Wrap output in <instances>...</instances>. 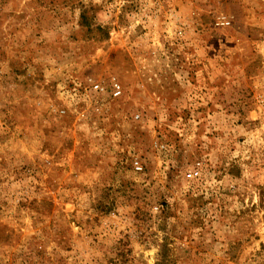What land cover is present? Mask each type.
<instances>
[{
	"label": "rangeland",
	"instance_id": "374dc122",
	"mask_svg": "<svg viewBox=\"0 0 264 264\" xmlns=\"http://www.w3.org/2000/svg\"><path fill=\"white\" fill-rule=\"evenodd\" d=\"M0 264H264V0H0Z\"/></svg>",
	"mask_w": 264,
	"mask_h": 264
},
{
	"label": "built area",
	"instance_id": "2783aa9c",
	"mask_svg": "<svg viewBox=\"0 0 264 264\" xmlns=\"http://www.w3.org/2000/svg\"><path fill=\"white\" fill-rule=\"evenodd\" d=\"M84 85L86 86L85 91L89 90L91 93L94 94H104L106 92L105 89L100 84L95 83L92 80H86ZM109 85H110L109 97L113 99L120 98L122 93L120 85L115 80H111L109 82ZM134 169L136 171H141L139 166H135ZM200 177H201V166L199 163H196L193 169L187 174V179L197 180Z\"/></svg>",
	"mask_w": 264,
	"mask_h": 264
}]
</instances>
